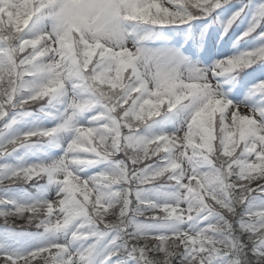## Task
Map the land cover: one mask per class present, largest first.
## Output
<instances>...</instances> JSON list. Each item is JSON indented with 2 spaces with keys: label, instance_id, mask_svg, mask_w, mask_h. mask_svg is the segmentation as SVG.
Returning a JSON list of instances; mask_svg holds the SVG:
<instances>
[{
  "label": "snow or ice",
  "instance_id": "obj_1",
  "mask_svg": "<svg viewBox=\"0 0 264 264\" xmlns=\"http://www.w3.org/2000/svg\"><path fill=\"white\" fill-rule=\"evenodd\" d=\"M0 264H264V0H0Z\"/></svg>",
  "mask_w": 264,
  "mask_h": 264
}]
</instances>
